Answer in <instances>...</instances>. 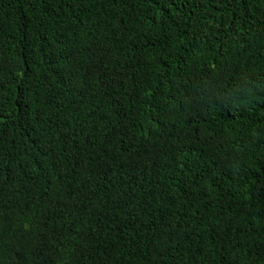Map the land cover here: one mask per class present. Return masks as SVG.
I'll list each match as a JSON object with an SVG mask.
<instances>
[{"label":"trees","instance_id":"obj_1","mask_svg":"<svg viewBox=\"0 0 264 264\" xmlns=\"http://www.w3.org/2000/svg\"><path fill=\"white\" fill-rule=\"evenodd\" d=\"M0 264H264V0H0Z\"/></svg>","mask_w":264,"mask_h":264}]
</instances>
